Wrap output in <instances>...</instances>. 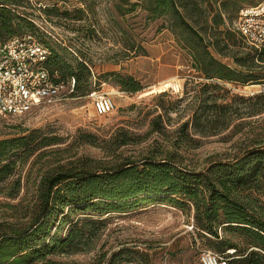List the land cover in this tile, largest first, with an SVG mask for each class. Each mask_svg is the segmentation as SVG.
<instances>
[{
	"label": "trees",
	"instance_id": "16d2710c",
	"mask_svg": "<svg viewBox=\"0 0 264 264\" xmlns=\"http://www.w3.org/2000/svg\"><path fill=\"white\" fill-rule=\"evenodd\" d=\"M23 1L0 0L1 40L33 34L36 29L30 13L19 9ZM124 1L130 7L124 9L117 3L119 14L142 7L151 20L165 18V29L191 55L193 68L205 80L186 79L185 95L177 99L179 102L191 95V114L173 131V141L165 145L154 140L138 156L115 152L121 146L142 142L141 135L123 131L113 141L114 149H109L110 140L100 145L91 133L80 132L77 138L81 142L101 146L109 159L69 154L46 159L28 203L21 207L20 203L5 204L11 209V220L0 221V264H99L69 263L53 256L90 250L103 226L101 217L158 196L175 205L191 204L197 228L214 238L211 247L221 249L220 253L240 249L237 257L227 254L226 264H264V130L245 131L246 137L235 153L212 157L201 168L185 163L181 152L200 144L194 135H218L231 126L234 134L249 123L247 118L264 113V91L248 97L229 96V89L217 82L264 84V48L247 43L230 23L229 12L236 9L238 15L247 5L239 6L238 0ZM42 10L48 15L68 14L55 6H44ZM41 42L50 49L45 67L53 79L70 83L74 78L71 95L87 93L91 77L87 61L73 56L66 46ZM218 56L232 59L237 68ZM117 78L125 91L142 88L132 76ZM93 91L96 90L89 91V96ZM167 94L164 90L157 97L164 99ZM162 108L167 115L169 108ZM236 120L240 121L235 123ZM152 132L163 136L168 132L161 113L151 121L148 133ZM64 142L63 136L38 128L0 138V194L18 199L23 183L20 176L15 177L17 167L34 155L37 159L50 155L52 146ZM74 213L81 215L72 217ZM63 227L66 231L58 235ZM224 233L240 234L243 245Z\"/></svg>",
	"mask_w": 264,
	"mask_h": 264
},
{
	"label": "rangeland",
	"instance_id": "374dc122",
	"mask_svg": "<svg viewBox=\"0 0 264 264\" xmlns=\"http://www.w3.org/2000/svg\"><path fill=\"white\" fill-rule=\"evenodd\" d=\"M260 1L238 0L237 4L254 5ZM117 3H121L124 9L130 7L124 0H24L19 8L30 13L28 15L36 27L33 34L38 40L54 46H66L73 56L87 61L91 77L85 94L76 92L63 101L41 106L26 115L0 116V138L18 135L23 129L38 128L59 134L65 141L52 146L50 155L39 159L34 155L17 167L15 177L20 176L23 183L21 195L12 200L0 194V221L11 220V209L6 203H20L19 207L28 203L33 183L46 159L51 156L69 154L109 159V154L101 146L81 142L77 138L80 132L91 133L100 145L105 144L104 140H110L107 144L109 149H114L113 141L123 131L141 135L144 138L142 142L121 146L115 152L121 156H138L146 152L154 140L165 145L167 141H173L176 138L173 131L189 118L191 95L177 102L185 95L183 85L186 79L205 81L202 74L193 68L191 55L165 29V18L151 20L148 11L142 7L121 15L117 11ZM44 6H55L60 12L67 11L68 14L48 15L42 10ZM229 14L234 29L236 9ZM218 57L237 68L232 59ZM119 75L132 76L142 85L141 90H123L118 83ZM217 82L229 89V96L248 97L264 91V84ZM93 89L112 96L115 108L111 112L105 115L94 113L92 97L89 96V91ZM164 90L168 94L164 99L158 98L157 94ZM162 106L169 108L168 116ZM171 107L180 110L175 111ZM240 107L243 105L240 104ZM159 113L163 115L168 131L166 136L159 132L148 133L153 117ZM247 119L249 123L234 134V126H231L218 135H194L195 139H200V144L181 150L184 162L201 168L212 157L224 158L235 153L236 146L246 137L245 131L264 130V113ZM80 215L74 213L72 217ZM194 215V207L189 203L175 205L160 196L152 197L126 211L101 217L104 219L103 226L90 250L53 257L69 263L120 264L131 261L134 264H200L202 251L220 253L221 249L211 247L210 241H215L214 238L200 232ZM65 231L66 227H63L58 235ZM223 235L243 245L244 238L240 234ZM239 250L234 252L235 249L231 248V255L237 257Z\"/></svg>",
	"mask_w": 264,
	"mask_h": 264
},
{
	"label": "built area",
	"instance_id": "2783aa9c",
	"mask_svg": "<svg viewBox=\"0 0 264 264\" xmlns=\"http://www.w3.org/2000/svg\"><path fill=\"white\" fill-rule=\"evenodd\" d=\"M234 28L244 40L257 48H264V0L255 5L243 6L234 21ZM50 49L35 35L25 33L5 40L0 39V116L17 117L49 104L67 99L74 89L70 83L53 79L45 61ZM94 113L105 115L115 108L112 96L93 91ZM232 254L230 249L227 250ZM228 253L210 250L200 254L201 264H226ZM120 264H134L124 261Z\"/></svg>",
	"mask_w": 264,
	"mask_h": 264
},
{
	"label": "bare ground",
	"instance_id": "6f19581e",
	"mask_svg": "<svg viewBox=\"0 0 264 264\" xmlns=\"http://www.w3.org/2000/svg\"><path fill=\"white\" fill-rule=\"evenodd\" d=\"M146 93H149V92H146Z\"/></svg>",
	"mask_w": 264,
	"mask_h": 264
}]
</instances>
